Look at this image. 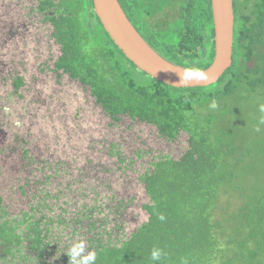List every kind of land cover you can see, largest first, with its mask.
<instances>
[{"label": "trees", "instance_id": "trees-1", "mask_svg": "<svg viewBox=\"0 0 264 264\" xmlns=\"http://www.w3.org/2000/svg\"><path fill=\"white\" fill-rule=\"evenodd\" d=\"M119 2L166 60L200 69L212 61L211 0ZM233 13L232 59L224 73L206 86L174 87L124 55L95 15L93 0H0V157L8 165L21 164L16 176L21 194L28 175L36 179L20 218L8 216L0 193V264H70L68 250L78 241L85 243V254H96L95 264H264V179L253 187L230 186L242 174L238 164L251 166L264 158L254 142L260 134L241 128L245 118L226 116L229 107L246 105L249 98L264 105V0H233ZM43 30L46 47L39 41ZM26 47L31 51L23 54ZM32 60L53 83L67 78L79 85L71 108L64 98L27 96L20 67ZM82 90L89 105L81 101ZM205 104L207 115L194 111ZM88 110L107 122L87 125L92 134L80 148L82 136L70 138L66 121L72 117L79 126ZM11 118L17 125L9 124ZM122 123L133 130L126 138L115 130ZM212 128L218 132L214 140ZM236 131L237 138L256 133L234 144ZM28 137L42 140L44 147L30 139L28 149ZM91 142L102 144L105 157L97 176L87 170L97 162L84 152ZM4 169L0 164V176ZM226 185L239 190L241 201L216 220L218 192ZM91 195L106 207L100 211L107 209L99 223ZM132 211L137 221L127 231L103 226L111 212L117 219ZM154 248L163 250L160 261L151 260Z\"/></svg>", "mask_w": 264, "mask_h": 264}, {"label": "rangeland", "instance_id": "rangeland-1", "mask_svg": "<svg viewBox=\"0 0 264 264\" xmlns=\"http://www.w3.org/2000/svg\"><path fill=\"white\" fill-rule=\"evenodd\" d=\"M168 14L170 16H172L171 12H169ZM163 17H164V14H157L156 15L157 19H160ZM46 38H47V36L43 30L40 33L39 41H42L44 43L43 44L44 47H46V45L48 44V43H45ZM49 48L53 50L52 47H49ZM28 51H31V49L26 47V51L22 52V53L26 54ZM22 53L19 52V53H16V55L17 56H23ZM37 62H38L37 60H32V61L28 62L27 65L23 64L22 67H20L21 68V74L24 76V81L27 84L25 87L27 90V96L30 93L31 94L36 93V94H38L37 96H39V98H41L43 100H46L45 97L50 96L51 97L50 99H54L55 102H56V99L60 101L61 98H64L67 101V106L69 108H71V106L73 104V98H72L73 91L79 85L76 84L72 80H68L67 78L66 79L62 78L58 82V84L53 83L52 77L46 76L45 75L46 73H44V72H40V73L38 72V69L35 67V65L38 64ZM11 69L12 68H10V70ZM32 74H38L39 75L38 79L32 78V76H31ZM28 84L32 87V89H29L27 87ZM37 96H35V97L37 98ZM41 99H38L39 105H40V107H44L45 104H43V101ZM81 101H83V103L85 105L90 104V98L87 96V93L84 90L81 91ZM256 101H257V99L254 100L253 98H249L246 101V105L241 103L242 104L241 107H240V104H236L233 107H229L230 110H227L228 112L226 113V116H229L232 119H236L238 117L245 118V119H242L244 121L241 124V128L243 126L244 129H246V127L248 129H251L252 127H253V129H256V132H259V134H260V140L254 141L257 143V144H255V147L258 146L260 150H264V123H261V119H262V117H264V113H262L260 111V106L256 105V103H257ZM194 111H196V113H198V114L199 113L204 114V116H205L209 113V108L206 104L202 105V106L199 105V107L196 106V110H194ZM85 113L88 116L87 120L85 123H82L79 126H76L74 124V120L72 117L69 118V120L67 119V121H66L69 123L68 126L70 129L68 130V132H69L70 138H77L78 136H82L81 141L77 142L80 148H82L84 146V143H82V142L85 140L87 134L91 133L89 130H87V125L102 126V125H104V123L107 122V120L105 118H103L102 114H100V113L97 114L94 111L93 112L94 114H93L91 112V110H88ZM247 114H248V116H247ZM17 121L18 122L22 121L21 117H20V120H17ZM37 122L40 123L41 125L43 124V122L42 121L40 122V120H38ZM9 124H12V126L17 125L12 118H11V121ZM120 126L122 129H117V128L115 129L116 131L118 130L117 131V135H119L118 137L122 136V138H126V135L128 133H130L131 131H133L132 128H129V129L125 128L124 123H122ZM208 126H209V124H208ZM208 126H207V129H208ZM105 127L108 128V125H106ZM45 128L47 130H49L50 132H52L51 128H48L46 126H45ZM30 129H31V132L33 133L34 128L33 129L30 128ZM212 129L209 132H210L211 140H214L215 135H217L218 132L215 129H213V130ZM109 131H110V129H109ZM256 132H252V133H249L247 131L242 132L241 135H243V136H241L239 134V138H237L238 132L236 131L233 134L231 141L234 144H240V143H242V141L244 139H246V140L248 139L247 138L248 135L255 134ZM219 135H224V134L219 132ZM65 138L63 137V139L65 140L66 148L68 150L69 145H68L67 139H65ZM113 138H114V135L111 133L109 139L112 140ZM30 139L34 140L35 143L39 142V141L35 140L34 137H30L29 139L24 140L25 145L27 146L28 149L29 148L31 149V147H32L31 143H30ZM109 139H107V140H109ZM232 139H234V140H232ZM247 142H248V140H247ZM39 144H41V146L44 147L42 140H41V143L39 142ZM61 144H63L62 141H61ZM87 145H89V146H88L87 150H85L84 152L88 153V156L91 159L97 160V162L91 166H87L89 164V163H87L86 164L87 170L90 173V175L97 176L98 174H100V172L102 170L101 168H103V163L105 162L104 154L102 155V153H104V152H102V144H94L93 142H91ZM16 146L15 147L18 149V142H17ZM220 146L222 148H224L221 144H220ZM94 147L96 148V150H94ZM74 151H76V150L74 149ZM81 152L83 155L86 154L83 151H81ZM13 155L15 157H17V153L15 152V148L13 149ZM81 158L85 160V158L82 157V155H81ZM234 159L235 158L233 156H231L230 161H232ZM85 161L87 162V160H85ZM79 163H81V162L74 161L75 165H79ZM247 163H248V161H247ZM0 164L6 168L3 171L4 176H3V174L0 176V193H2V195L4 196L3 207L5 210H7L9 217L14 218V219H17V217L20 218V215L23 212L22 210L25 209L27 207L28 203L31 201V199H29L27 197V195H29V193L31 191H34L36 179L32 175H28L29 180H28V183L26 184V187L22 186V188H21L25 191V193L21 194L19 192L20 191V189H19L20 188V186H19L20 182L16 181V179H17L16 176H17V174L19 175V170H22L20 168L21 164L17 166L16 163L13 164L12 162H9V165H8L7 161L2 159L1 157H0ZM237 169H238V171L242 172V174L235 177V179L230 183V186L232 187L235 185L236 186L239 185L241 188L249 187V186L253 187V186H255V183H259L260 180L264 179V158H260L259 160H257V162L252 163L251 166L249 164H247V166H246V163L238 164ZM90 175L87 177V179L89 182H92L93 180L90 178ZM39 177L40 176L37 175V178H39ZM263 185H264V182H263ZM230 186L226 185L224 189L222 188L218 192V196H219L218 201H217L218 205H217V208H216L215 214H214V218H216V220H220V217L222 218L221 214H223L224 212L226 213V211H228V212L233 211L239 205V203L241 201V197L239 196V190L237 191L234 188H231ZM92 196L93 195H91V197L89 198L90 201L88 200V198L86 200H88L89 203L94 204V207H95L94 212L96 214V215L95 214L94 215H95V218L97 219V223H99L101 221V218L104 217V215H106L107 209L100 211V208H106V207H100L98 205L97 200L95 198H93ZM113 210H114V207L112 205V211ZM98 211H100V212H98ZM134 212L135 211L125 212L122 217H120V218L117 217V219H115L116 215L113 216V212H111L110 215H108V219L105 221L103 226L105 227L106 230L112 229L114 232H117L118 229H121V230L123 229L124 231H127L128 228H132V226H134V224L137 221V217L133 215ZM109 218H111L112 221L109 220ZM3 219H4V217L1 216L0 221H2Z\"/></svg>", "mask_w": 264, "mask_h": 264}, {"label": "water", "instance_id": "water-1", "mask_svg": "<svg viewBox=\"0 0 264 264\" xmlns=\"http://www.w3.org/2000/svg\"><path fill=\"white\" fill-rule=\"evenodd\" d=\"M93 9L103 29L122 50L124 55L140 70L174 87H198L216 82L231 64L234 34L233 0H211L214 26V56L202 71L208 73L206 81H189L177 85V73L182 70L163 58L144 40L124 13L119 0H93Z\"/></svg>", "mask_w": 264, "mask_h": 264}, {"label": "clouds", "instance_id": "clouds-1", "mask_svg": "<svg viewBox=\"0 0 264 264\" xmlns=\"http://www.w3.org/2000/svg\"><path fill=\"white\" fill-rule=\"evenodd\" d=\"M179 81L177 85L187 86L189 81H206L209 79L208 73L202 71L197 66L185 65L181 71L177 73ZM218 107L215 100L209 104L210 109H216ZM260 111L264 113V105H261ZM261 123H264V117L261 119ZM162 218V217H161ZM164 255L163 250L159 248H154L151 251V260L160 261ZM68 256L70 264H95L96 254L94 252H87L85 254V243L83 241H78L72 244L68 250Z\"/></svg>", "mask_w": 264, "mask_h": 264}]
</instances>
